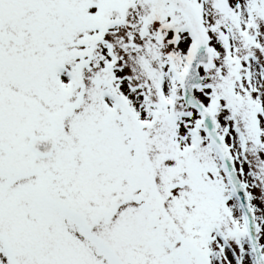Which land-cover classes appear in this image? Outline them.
<instances>
[{"label":"snow or ice","instance_id":"snow-or-ice-1","mask_svg":"<svg viewBox=\"0 0 264 264\" xmlns=\"http://www.w3.org/2000/svg\"><path fill=\"white\" fill-rule=\"evenodd\" d=\"M0 264H264V0H0Z\"/></svg>","mask_w":264,"mask_h":264}]
</instances>
